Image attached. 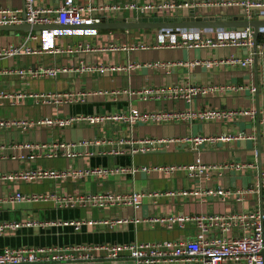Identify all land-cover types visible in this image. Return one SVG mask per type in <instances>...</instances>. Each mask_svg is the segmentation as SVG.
Masks as SVG:
<instances>
[{
    "label": "crops",
    "instance_id": "crops-1",
    "mask_svg": "<svg viewBox=\"0 0 264 264\" xmlns=\"http://www.w3.org/2000/svg\"><path fill=\"white\" fill-rule=\"evenodd\" d=\"M264 0H74L79 6H94L93 16L102 22H119L139 16L152 19L175 17L232 19L243 12L242 4ZM63 0H34L37 6L57 8ZM153 4L144 12L133 9L111 10L112 5ZM165 5L163 8L162 6ZM167 5V6H166ZM168 5H172L171 7ZM24 0H0V8L20 9ZM102 8V11L98 9ZM104 9V10H103ZM254 11V10H253ZM84 15H90L85 13ZM101 22V23H102ZM42 32V31H41ZM41 32L36 40L29 32L0 31V47L28 45L41 51L0 57V120L36 122L42 118L104 117L90 125L78 121L69 126H11L0 128V223H19L0 236L5 247L41 248L39 260L30 264H67L55 255L80 256V248L129 243H162L191 239L195 226L189 221L153 222V218L193 215H229L259 209L258 191L264 197V35L257 50V97L252 68L228 62L230 57L245 58L252 47L200 48L186 45L166 47L170 36L160 29H96V33L63 31L55 41L72 52L47 53L41 49ZM203 35L196 29L173 30L177 42L183 36ZM150 45L148 49L76 52L79 44L93 48L108 44ZM165 44V46L163 45ZM163 46V47H161ZM130 69L112 70L114 67ZM106 67L103 73L95 69ZM65 68L56 76L36 75L43 68ZM24 74H19V70ZM189 86H214L206 95L190 101L172 96ZM155 91L145 95L144 90ZM160 91H164L160 93ZM256 105L260 119L257 121ZM137 109L143 114L223 112L212 120L183 118L178 121H137L132 125L111 117ZM243 111L253 112L242 115ZM230 113V114H228ZM260 132V167L258 172L257 132ZM229 135L227 142H206L198 150L182 139L191 136ZM164 140L155 149L134 152L119 141ZM87 141L89 144L83 145ZM77 144L74 156L57 152L60 144ZM70 150V148H68ZM33 155V158H29ZM196 159L208 168L198 179L188 177L182 168L163 173L156 168L181 167ZM241 163L240 170L228 167ZM226 166V167H225ZM23 170L65 172L63 178H38L14 181L2 176ZM101 170L102 172H96ZM105 171V172H103ZM76 173H80L77 175ZM222 189L223 198L214 194L200 197L182 195L181 191ZM242 190V194H236ZM141 192L139 206L124 204L99 206L88 196L129 195ZM172 192V194H168ZM48 195L46 200H9L11 195ZM74 202L73 199H79ZM264 207V206H263ZM235 230L226 236L237 235ZM98 260L104 249L91 250ZM128 256V252H123Z\"/></svg>",
    "mask_w": 264,
    "mask_h": 264
},
{
    "label": "built area",
    "instance_id": "built-area-1",
    "mask_svg": "<svg viewBox=\"0 0 264 264\" xmlns=\"http://www.w3.org/2000/svg\"><path fill=\"white\" fill-rule=\"evenodd\" d=\"M167 6V5H166ZM172 6V5H168ZM243 14L245 19H252L253 12L258 11L257 17H264V1L248 2L242 4ZM163 8L165 5L162 6ZM111 10L119 9H133L135 11L144 12L145 10H151L155 8L153 4H146L139 6L135 3H128L125 5H112L109 7ZM24 13L20 9H9L0 8V25H61V26H73L75 28H64V29H45L41 30V49L47 53H65L72 52L73 50L68 46L61 48L55 45V41L63 31L70 29L72 32L83 33H96V28L91 26L102 22L101 15L93 16L91 13L96 11L97 8L94 6L86 5L79 6L74 3V0H63L62 4L57 8H49L43 6H37L34 4V0H24ZM102 11V8L98 9ZM104 10V9H103ZM254 10V11H253ZM90 13V15H84ZM254 17V18H255ZM80 26H87L80 28ZM179 30V29H175ZM163 34L170 36V40L166 47H174L180 45H186L187 47H200V48H217V47H252V29L250 27H244L241 31H223L221 29L206 28L199 31H203V35L199 33L193 36H183L181 42H177L173 38V29H160ZM260 35H264V28L260 29ZM28 38L36 40L37 35L29 32ZM163 45V44H162ZM153 46V45H152ZM150 45L135 43L129 47L118 46L117 44H108L102 47L93 48L89 44H79L76 47V52H92V51H115L117 49L124 50H136V49H148L152 47ZM165 46V44L163 45ZM161 46V47H163ZM154 47V46H153ZM259 44L253 53H249L245 58L230 57L228 62L233 65H239L243 68H252L253 57L257 56V50ZM41 51L39 48H33L28 45L15 46L6 45L0 47V57H11L17 55L34 54ZM133 65L128 64L125 67H112V70H123L130 69ZM106 67L99 66L95 70L103 73ZM65 68H40L34 71L36 75H49L56 76L61 72H65ZM19 74L23 75L24 70H19ZM216 87H196L189 86L184 89L175 90L172 96L179 99H185L190 101L193 97L198 95H206L211 91H214ZM155 91L151 89L144 90L142 93L145 95H152ZM164 91H160L163 93ZM253 112L243 111L242 115H249ZM230 114V113H228ZM221 115H225L223 112L215 111H189L188 113H170V112H159L151 113L149 115L143 114L137 109H131L128 113H121L114 115L111 118L115 120H121L123 122L132 125L137 121L148 120L150 122H164V121H178L183 118H190L195 120H212ZM105 119L102 116H84V117H67L59 119L42 118L36 122H25L16 120H0V128L11 127V126H57L64 127L69 126L72 123L78 121H84L90 125L100 123ZM232 137L229 135H217V136H191L182 139L186 143H189L191 148L198 150V148L206 142H227ZM164 142V140L153 141L150 139L138 141L137 147H133L131 140L126 141L121 139L120 145H129V149L132 153L140 151L146 152ZM81 144H89L87 141ZM77 144H63L60 143L57 146V152L63 153L66 156H74V152L71 151ZM70 148V150H68ZM33 155H29V158H33ZM236 170H240L243 165L241 163H229L226 165ZM225 166V167H226ZM212 166L204 165L199 159H196L192 164L175 167L165 166L156 168L158 171L163 173H169L176 168H182L187 172L188 177L192 179H198L208 168ZM96 172H102L97 170ZM105 172V171H103ZM79 175L80 173H76ZM66 175L65 172L55 171H44V170H23L17 173H10L2 176L16 181H27L38 178H63ZM261 186L264 187V174H261ZM216 193L219 196L225 198L227 191H223L218 188L216 191L211 192L208 190H184L181 191L182 195H192L200 197L203 195H209ZM172 194V192L168 193ZM236 194H242V190H236ZM144 195L141 192H132L129 195H109L100 194L86 197V200L97 202L99 206H106L112 204H124L136 208L139 206L140 199ZM48 195H23L16 193L9 197V200H46ZM80 200L73 199L74 202ZM264 206V197H263ZM153 222H165L167 226H170L174 222H185L189 221L195 226V235L191 239H185L173 242H162V243H129V244H113V245H99L94 247H82L80 248V256L73 258L71 255H55L54 260L66 261H94L95 259L91 254V250L104 249L107 252V256L101 260L109 261H122L130 259L132 264H264V207L263 210L259 209L253 211H245L241 213H234L229 215H193V216H169L153 218ZM19 227V223H0V236L10 229H16ZM235 230L237 235L226 236V233ZM127 251L128 256H124L123 252ZM45 252L47 254L49 250L45 251L41 248L34 247H19L10 248L5 247L0 249V264H30L39 260V255Z\"/></svg>",
    "mask_w": 264,
    "mask_h": 264
},
{
    "label": "water",
    "instance_id": "water-1",
    "mask_svg": "<svg viewBox=\"0 0 264 264\" xmlns=\"http://www.w3.org/2000/svg\"><path fill=\"white\" fill-rule=\"evenodd\" d=\"M24 13V9H22ZM177 11H175V17L163 18V19H152L146 16H139L131 19H125L119 22H102L99 24H94L91 27L96 29H119V30H129V29H206L215 28L221 29L223 31H241L244 27H250L252 29V41L253 48L256 49L257 38L260 35V29L264 28V17H255L258 11L253 12L252 19H245L241 15L236 16L232 19H209V18H192V17H178ZM255 17V18H254ZM87 26H80V28H85ZM64 28H75L73 26H61L56 24L51 25H0V31H9L13 33L14 31L23 32H35L40 33L41 30L45 29H64ZM253 73H254V84L255 93L257 97V56L253 57ZM256 117L257 121L260 119L258 105H256ZM259 123V121H258ZM258 146L256 148L257 158H258V172L261 174L260 167V132H257ZM259 199V210H263V196L261 189L258 191ZM67 264H132V261L128 258L124 262L122 261H109V260H94V261H66Z\"/></svg>",
    "mask_w": 264,
    "mask_h": 264
},
{
    "label": "trees",
    "instance_id": "trees-1",
    "mask_svg": "<svg viewBox=\"0 0 264 264\" xmlns=\"http://www.w3.org/2000/svg\"><path fill=\"white\" fill-rule=\"evenodd\" d=\"M260 36H261V35H259L258 38H257V44H258V42H259Z\"/></svg>",
    "mask_w": 264,
    "mask_h": 264
}]
</instances>
